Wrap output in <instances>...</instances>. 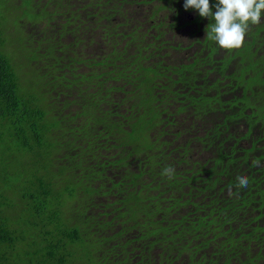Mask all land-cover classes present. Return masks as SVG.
Segmentation results:
<instances>
[{
  "label": "trees",
  "instance_id": "obj_1",
  "mask_svg": "<svg viewBox=\"0 0 264 264\" xmlns=\"http://www.w3.org/2000/svg\"><path fill=\"white\" fill-rule=\"evenodd\" d=\"M169 2L0 0V264H164L154 238L174 264H259L243 245L264 237V199L225 191L227 145L195 142L227 107L264 118V18L228 52L185 40ZM194 43L246 62L251 94L206 85Z\"/></svg>",
  "mask_w": 264,
  "mask_h": 264
},
{
  "label": "flooded vegetation",
  "instance_id": "obj_2",
  "mask_svg": "<svg viewBox=\"0 0 264 264\" xmlns=\"http://www.w3.org/2000/svg\"><path fill=\"white\" fill-rule=\"evenodd\" d=\"M154 2H157V0H154ZM173 2L174 0H170L169 3L173 5ZM177 7L180 10V14H177L175 9L173 10V22L177 25L180 17L185 20L183 28V37L185 40L189 37V32L193 33V36L190 39L199 38L200 40H203L207 35L208 28L206 29L205 24H208V19L197 16L193 11L183 10L179 2H177ZM163 14L164 12L161 10L158 12V15ZM172 23L168 24V26H163L169 37L174 36L172 31L174 26H172ZM176 28L179 29L180 27L176 26ZM198 43L191 45L184 54L193 53L194 51L195 57H197L201 66L207 68L209 73L205 78L206 85L210 84L211 79L213 80L217 78L216 76L220 74L219 77H221L222 89H231L233 91L229 93H234L238 97L241 93L251 94L248 90L249 87H246L252 79L249 78V67L246 62H237L236 60H238V58L233 56L230 60L228 59V56H224L222 53L212 54L208 49L200 50L201 45ZM227 60H229V62H227ZM234 68L238 69L240 82L239 90L235 88V79L230 75ZM243 70H245V72H243ZM251 87H255V84L251 85ZM236 111L237 110H234V108L227 107L224 112H228L230 116L224 117L220 120L216 119L218 132L213 133V131L210 132L204 129L199 130L196 133L199 138L196 139L195 144L199 142V139H206L207 134H210L209 138L213 137V140L207 141H213L214 148L209 152L206 151L201 154L199 153L200 156H212L214 151L219 148L217 146L221 144L227 145L229 155L236 160L234 162H236L237 170L235 174L227 177L226 182H224V190L235 194H243L245 195V198L249 199L252 204L257 206L262 199H264V118L254 120L255 114L250 115L249 110L247 109L246 113H241L239 117H233L232 112ZM179 142L182 146L187 145L190 148L188 139L180 137ZM198 151L200 150L198 149ZM203 161H205V159H203ZM238 176H244L248 179L247 187H238ZM230 180L233 183H229ZM259 198H262L261 201H257ZM258 224L260 227H264L262 223ZM248 231L249 230L247 229L245 232ZM260 234L264 235V230L260 232ZM259 237L260 238L258 239L256 237L252 239L250 238L249 240L246 239L243 245V252L248 251L247 255L250 257L256 254L259 258V264H264V237ZM242 264L245 263L242 261ZM246 264H249V262Z\"/></svg>",
  "mask_w": 264,
  "mask_h": 264
},
{
  "label": "clouds",
  "instance_id": "obj_3",
  "mask_svg": "<svg viewBox=\"0 0 264 264\" xmlns=\"http://www.w3.org/2000/svg\"><path fill=\"white\" fill-rule=\"evenodd\" d=\"M183 7L213 20L206 37L228 52L241 49L250 26L260 24L264 18V0H216L215 12L210 0H185ZM173 172L174 169L166 167L162 174L171 178ZM237 181L238 187L248 186L244 176H238Z\"/></svg>",
  "mask_w": 264,
  "mask_h": 264
},
{
  "label": "rangeland",
  "instance_id": "obj_4",
  "mask_svg": "<svg viewBox=\"0 0 264 264\" xmlns=\"http://www.w3.org/2000/svg\"><path fill=\"white\" fill-rule=\"evenodd\" d=\"M29 13H33L32 10H28ZM21 12L19 11L16 15H15V19L19 20L21 18L22 15H20ZM13 19L14 16L9 17V19ZM261 76L260 73H255L253 77L255 78H259ZM204 142H207L206 139L203 140ZM201 141V142H203ZM196 146L199 150H206L207 152H209L211 149H213V144H208V143H200L197 142ZM149 245H151V242L149 241ZM154 248H157V259L160 260L161 262H163L164 264H174L175 263V259L173 257V254L171 255V251L169 247H166L163 245V243L161 242V240L154 238V244L151 246ZM170 258V259H169Z\"/></svg>",
  "mask_w": 264,
  "mask_h": 264
}]
</instances>
